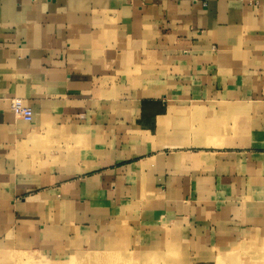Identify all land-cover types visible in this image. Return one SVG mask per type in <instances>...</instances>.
<instances>
[{
    "label": "crops",
    "instance_id": "1",
    "mask_svg": "<svg viewBox=\"0 0 264 264\" xmlns=\"http://www.w3.org/2000/svg\"><path fill=\"white\" fill-rule=\"evenodd\" d=\"M87 253L264 264V0H0V264Z\"/></svg>",
    "mask_w": 264,
    "mask_h": 264
},
{
    "label": "rangeland",
    "instance_id": "2",
    "mask_svg": "<svg viewBox=\"0 0 264 264\" xmlns=\"http://www.w3.org/2000/svg\"><path fill=\"white\" fill-rule=\"evenodd\" d=\"M96 256V257H95ZM101 258V260H100ZM17 264V263H16ZM18 264H107V257H100L98 255H94L92 253H87V255L83 257H79L77 255H73L68 259H60V258H48L47 256H28L21 257L19 259Z\"/></svg>",
    "mask_w": 264,
    "mask_h": 264
},
{
    "label": "built area",
    "instance_id": "3",
    "mask_svg": "<svg viewBox=\"0 0 264 264\" xmlns=\"http://www.w3.org/2000/svg\"><path fill=\"white\" fill-rule=\"evenodd\" d=\"M207 0H203V3L206 4ZM12 110L14 114L24 120H31L33 118V111L30 107L24 105L23 100L19 97H14L12 99Z\"/></svg>",
    "mask_w": 264,
    "mask_h": 264
}]
</instances>
